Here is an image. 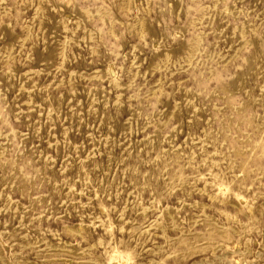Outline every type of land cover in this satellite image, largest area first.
Here are the masks:
<instances>
[{"label":"rangeland","instance_id":"374dc122","mask_svg":"<svg viewBox=\"0 0 264 264\" xmlns=\"http://www.w3.org/2000/svg\"><path fill=\"white\" fill-rule=\"evenodd\" d=\"M0 264H264V0H0Z\"/></svg>","mask_w":264,"mask_h":264}]
</instances>
